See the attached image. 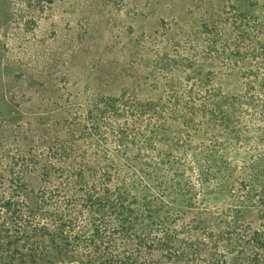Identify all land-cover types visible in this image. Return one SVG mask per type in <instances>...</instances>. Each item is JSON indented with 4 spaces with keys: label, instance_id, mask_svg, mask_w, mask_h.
<instances>
[{
    "label": "rangeland",
    "instance_id": "1",
    "mask_svg": "<svg viewBox=\"0 0 264 264\" xmlns=\"http://www.w3.org/2000/svg\"><path fill=\"white\" fill-rule=\"evenodd\" d=\"M263 47L264 0H0V264H264Z\"/></svg>",
    "mask_w": 264,
    "mask_h": 264
},
{
    "label": "trees",
    "instance_id": "2",
    "mask_svg": "<svg viewBox=\"0 0 264 264\" xmlns=\"http://www.w3.org/2000/svg\"><path fill=\"white\" fill-rule=\"evenodd\" d=\"M254 22H256V21H254ZM245 24L247 25L248 24V22H245ZM213 40H211V42H212ZM212 43H216L215 41H213ZM248 48H253V46H251V45H249L248 46ZM264 48V47H263ZM240 53V52H239ZM233 54V53H232ZM235 54V53H234ZM244 54V53H243ZM6 74H1V76H0V86L1 85H5L3 82H2V80L3 79H6ZM5 88H6V86H5ZM7 91V93H8V95H10V97L11 98H15V97H17V94H16V92H12V91H10V90H6ZM15 94V96H13ZM98 108H97V106H95V108H94V110H97ZM92 119L94 120V123H95V125H96V123H101V121L103 122V120L102 119H98L96 116H93L92 117ZM96 119V120H95ZM8 121H13V119H11V118H9V119H7ZM98 121V122H97ZM7 123V121L6 120H3V121H1L0 120V142H2V141H4V137L7 135V133H9V131L10 130H12V128L10 127V126H7L6 125V123ZM103 123H106V122H103ZM31 124L32 123H28V125L29 126H31ZM102 124V123H101ZM109 125H111V127L113 126V122H110V124ZM96 127H98V125L96 126ZM95 127V128H96ZM100 127V126H99ZM13 131V130H12ZM14 132V131H13ZM121 198H122V196H120ZM17 205L18 203L17 202H13L12 201V199H8L7 201H5L4 202V207H5V209H6V211H9L10 213L13 211V205ZM109 205V204H108ZM112 207L114 206L115 208L117 207V206H115V204H110ZM122 207V206H121ZM123 208V207H122ZM92 240V239H91ZM93 241V240H92ZM99 264H108V262H104V263H102V262H99Z\"/></svg>",
    "mask_w": 264,
    "mask_h": 264
}]
</instances>
